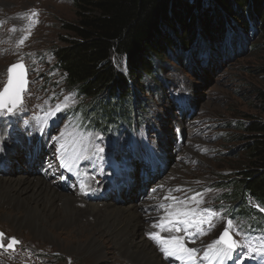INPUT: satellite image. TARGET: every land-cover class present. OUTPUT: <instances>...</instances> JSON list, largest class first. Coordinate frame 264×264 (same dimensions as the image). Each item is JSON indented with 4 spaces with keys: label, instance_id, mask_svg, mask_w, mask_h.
<instances>
[{
    "label": "rangeland",
    "instance_id": "374dc122",
    "mask_svg": "<svg viewBox=\"0 0 264 264\" xmlns=\"http://www.w3.org/2000/svg\"><path fill=\"white\" fill-rule=\"evenodd\" d=\"M0 8V27L9 26L0 46V90L12 64L25 65L27 80L22 105L15 114L0 115V173L43 178L51 186L80 197L81 202L93 204L144 203L148 195L162 189V184L170 188L174 204L182 210L210 209L217 213L201 225L206 234H196L195 243L184 232L170 234L185 236L187 247L200 250L198 258L231 220L230 233L245 247L225 264H264V258L258 255L250 258L246 247L250 244L256 248L263 242L250 236L248 226L234 216L239 206L226 197L231 188L220 184L222 179L230 182L241 175L248 156L243 151L254 141L253 135L237 126L264 124V109L259 102V93L264 92V47L254 49L264 43L263 34L247 37L236 33L231 41L225 36L203 56L196 57L190 51L184 57L175 52L164 64H155L156 82L145 77L137 85L131 83L127 60L116 58L115 65L129 80V90L136 93L140 108L133 118L135 131L124 128L117 133V140L108 141L101 138L105 135L98 126L87 128L97 136L87 132L78 118L68 117L80 98L56 67L55 52L65 40L73 38L68 30L77 24L73 0H0ZM202 35L199 32L192 41L193 48L200 49L208 41ZM57 105L61 110L47 117ZM141 107L144 115L139 114ZM61 132L66 133L61 143L66 144L67 152L79 156L71 171L61 166L57 152L60 145L56 138ZM248 208L253 210V205ZM146 210L144 214L150 215L153 208ZM6 220L7 216L0 213V232L4 234L1 243L7 247L12 238L19 243L15 250H0V264H88L94 256L98 261L94 259V264L112 262L111 244L102 245L97 254H77L73 249L79 244L49 232L35 238L30 232L18 234ZM255 231L250 232L259 234ZM159 255L169 264L162 253Z\"/></svg>",
    "mask_w": 264,
    "mask_h": 264
},
{
    "label": "trees",
    "instance_id": "16d2710c",
    "mask_svg": "<svg viewBox=\"0 0 264 264\" xmlns=\"http://www.w3.org/2000/svg\"><path fill=\"white\" fill-rule=\"evenodd\" d=\"M73 3L77 24L68 27L73 38L65 40V45L55 52L56 67L80 98L68 117L79 116L86 126H98V131L107 138L117 137L125 127L135 129L133 118L140 107L136 93L129 90V80L136 85L145 77L156 82V63L164 64L175 52L184 57L190 51L196 57L203 56L209 47L221 44L225 36L231 41L230 37L236 33L247 37L261 33L264 40V0H73ZM199 32L208 41L200 49L193 48L192 41ZM258 46L264 47V43L254 49ZM116 58L127 60L129 80L116 67ZM259 94L264 109V92ZM139 114L144 115L145 111ZM237 128L253 135L254 141L243 151L248 156L241 175L230 182L222 179L220 184L231 188L226 197L238 204L235 215L262 227L264 214L253 212L248 203L264 209V124Z\"/></svg>",
    "mask_w": 264,
    "mask_h": 264
},
{
    "label": "bare ground",
    "instance_id": "6f19581e",
    "mask_svg": "<svg viewBox=\"0 0 264 264\" xmlns=\"http://www.w3.org/2000/svg\"><path fill=\"white\" fill-rule=\"evenodd\" d=\"M9 19L17 22L14 18ZM0 28L4 29V32L0 31L2 46V35L8 32L9 26L4 24ZM26 165L28 166L27 162ZM159 185L162 189L155 192L157 194L148 195L144 203L93 204L83 200L81 202L78 199L80 197L51 186L43 178L37 179L33 175L14 177L9 173H0V213L7 216L6 222L18 234L30 232L35 238L40 237L43 232H49L64 237L73 245L79 244L73 249L77 254H97L104 246L111 244L114 250L111 264H167L151 243L148 233L159 231L152 228V224L159 223L160 218L166 217L169 211L182 208L177 203L174 204L175 198L171 195L170 188ZM160 205L166 207L162 208ZM149 207L153 208L151 214H144L143 209L147 208L148 211ZM170 234L161 233L165 238ZM94 257L95 262H98ZM94 259H90L88 264H94Z\"/></svg>",
    "mask_w": 264,
    "mask_h": 264
},
{
    "label": "snow or ice",
    "instance_id": "6c2138e0",
    "mask_svg": "<svg viewBox=\"0 0 264 264\" xmlns=\"http://www.w3.org/2000/svg\"><path fill=\"white\" fill-rule=\"evenodd\" d=\"M33 14L36 15V13ZM14 30L15 29H13V31ZM21 43H23V40ZM6 72L7 81L3 89L0 90V115H4L5 112L9 115L15 114V111L18 110L23 102L22 94L27 88L26 69L23 63L12 64L7 68ZM60 110L61 106L57 105L54 112L47 113V117L55 115V112ZM65 136L66 133L61 132L60 136L56 138L57 143L60 145L57 152L60 153L61 166L71 171L75 166L76 160L79 159V156L67 152L66 144L61 143ZM97 151L102 153L104 149L97 148ZM180 203H183V201ZM160 207L164 208L166 206L160 205ZM203 213H207V216ZM216 215L217 213L210 209H203L202 211H198L197 209H174L169 211L166 217H161L159 223L152 224V228L159 229V231L149 232L148 238L155 243L159 252L163 254V257L168 259L169 264H174L175 261H180L181 264H203L204 261H207L208 264H214V262H216V264H225V261L232 258L233 254L239 248L245 247L244 245H240L238 241L230 235L229 230L232 227L231 220L227 222L228 227L224 229V232L219 238L207 245L202 257L198 258L199 249L187 247L185 242V236H187L192 243H195L194 237L196 234H206L202 231L201 225L209 223L211 218ZM190 229H194L195 231L190 232ZM163 232H184L185 236L169 235L165 238L161 235ZM3 237L4 234L0 232V241L3 240ZM18 243L19 241L12 238L7 244V248L14 250L13 246ZM3 247L4 244L0 243V248ZM246 247L250 254V258L252 255H258L264 258V244L256 248H253L250 244Z\"/></svg>",
    "mask_w": 264,
    "mask_h": 264
},
{
    "label": "water",
    "instance_id": "95a60500",
    "mask_svg": "<svg viewBox=\"0 0 264 264\" xmlns=\"http://www.w3.org/2000/svg\"><path fill=\"white\" fill-rule=\"evenodd\" d=\"M25 92H26V91H25ZM25 92H24V93H25ZM24 93H23V94H24ZM23 94H22V101H23ZM21 105H22V104H21ZM21 105H20V106H21ZM20 106H19V107H20ZM0 243H1V241H0ZM16 245H17V244H16ZM16 245L13 246V247H14V250H15V248H16ZM3 248H4V247H3ZM3 248H0V249H3ZM7 249H8V248H7ZM8 250H11V249H8Z\"/></svg>",
    "mask_w": 264,
    "mask_h": 264
}]
</instances>
